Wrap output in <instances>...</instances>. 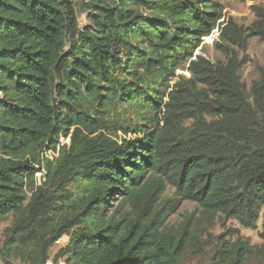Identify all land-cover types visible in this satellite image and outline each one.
<instances>
[{
    "label": "trees",
    "instance_id": "16d2710c",
    "mask_svg": "<svg viewBox=\"0 0 264 264\" xmlns=\"http://www.w3.org/2000/svg\"><path fill=\"white\" fill-rule=\"evenodd\" d=\"M252 10L245 26L216 0H0L2 264H48L64 235L52 264H181L202 236L195 211L167 222L183 201L262 219L264 240V75L241 78L264 41ZM221 241L214 264H247L249 243Z\"/></svg>",
    "mask_w": 264,
    "mask_h": 264
},
{
    "label": "rangeland",
    "instance_id": "374dc122",
    "mask_svg": "<svg viewBox=\"0 0 264 264\" xmlns=\"http://www.w3.org/2000/svg\"><path fill=\"white\" fill-rule=\"evenodd\" d=\"M222 8V20H235L239 24L249 26L255 19L252 6L264 7V0H216ZM81 27L88 24V18L85 12L81 11L79 5L75 6ZM219 29L216 28L213 33L205 37L202 43L203 52L206 57L214 61L221 54L214 49V41L217 40ZM241 58H246L247 63L243 66L241 71L242 81L250 88L252 83L264 75V41L257 37L251 38L246 52L240 54ZM178 73H183L179 71ZM186 73V72H185ZM69 139L62 138V143H69ZM172 193L169 189L167 194ZM116 204L118 203L115 202ZM195 211L192 218L193 224L198 227V231L202 230V236L199 239V252L195 254H188L181 262V264H214L215 253L217 247L221 245V239L226 238L227 241L235 242L241 239L242 242L249 243L253 248L247 264H261L259 257H262L264 252V240L260 237L262 231V219L258 222L256 229L245 228L238 221L234 219H226L225 217L217 216L214 220L204 216L203 211L195 203L183 201L178 209L172 213L167 222L169 224H178L185 219V215L189 212ZM12 217L0 221V233L3 229L11 224ZM70 240L69 235H64L57 243L50 249V261H52L57 252L64 247ZM261 252L257 256V252ZM219 256V255H218ZM257 256V257H256ZM214 257V259H213ZM58 264H65L64 259H61Z\"/></svg>",
    "mask_w": 264,
    "mask_h": 264
},
{
    "label": "built area",
    "instance_id": "2783aa9c",
    "mask_svg": "<svg viewBox=\"0 0 264 264\" xmlns=\"http://www.w3.org/2000/svg\"><path fill=\"white\" fill-rule=\"evenodd\" d=\"M62 144H63V143H62ZM53 155H54L53 152H49V154H48L47 156H49V157L52 158ZM55 155H57V154H55ZM43 178H44V172H38V173H37V182H38V184H41L42 180H44ZM0 264H2V263L0 262ZM48 264H49V263H48Z\"/></svg>",
    "mask_w": 264,
    "mask_h": 264
}]
</instances>
